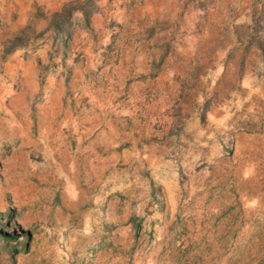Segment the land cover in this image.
<instances>
[{"label": "rangeland", "instance_id": "obj_1", "mask_svg": "<svg viewBox=\"0 0 264 264\" xmlns=\"http://www.w3.org/2000/svg\"><path fill=\"white\" fill-rule=\"evenodd\" d=\"M0 264H264V0H0Z\"/></svg>", "mask_w": 264, "mask_h": 264}]
</instances>
